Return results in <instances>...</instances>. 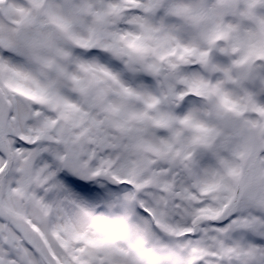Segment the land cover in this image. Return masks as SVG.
<instances>
[{"label":"snow or ice","instance_id":"6c2138e0","mask_svg":"<svg viewBox=\"0 0 264 264\" xmlns=\"http://www.w3.org/2000/svg\"><path fill=\"white\" fill-rule=\"evenodd\" d=\"M0 264H264V0H0Z\"/></svg>","mask_w":264,"mask_h":264}]
</instances>
